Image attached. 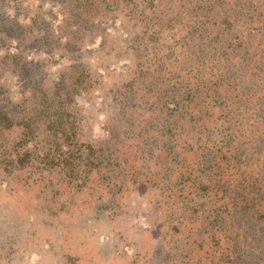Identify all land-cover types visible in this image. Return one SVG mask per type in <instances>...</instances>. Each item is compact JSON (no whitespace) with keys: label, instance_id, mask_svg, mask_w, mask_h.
Segmentation results:
<instances>
[{"label":"trees","instance_id":"1","mask_svg":"<svg viewBox=\"0 0 264 264\" xmlns=\"http://www.w3.org/2000/svg\"><path fill=\"white\" fill-rule=\"evenodd\" d=\"M40 1L55 6L56 25L36 16L22 26L0 12L3 39L17 49L0 58V73L25 78L20 105L0 83V152L14 132L8 151L22 167L59 165L79 185L93 173L117 200L145 193L135 203L159 210L180 236L170 264H264V0ZM133 18L158 55L130 60L121 76L98 73L89 59L107 30ZM24 52L68 61L52 75ZM81 95H108L102 119L73 107ZM39 135L40 153L26 147Z\"/></svg>","mask_w":264,"mask_h":264},{"label":"rangeland","instance_id":"2","mask_svg":"<svg viewBox=\"0 0 264 264\" xmlns=\"http://www.w3.org/2000/svg\"><path fill=\"white\" fill-rule=\"evenodd\" d=\"M54 11L55 6L40 0H0L2 17L22 26L30 19L37 23L36 16L41 23L56 25ZM124 24L116 22L115 28L107 30L102 47L96 48L100 43L98 38L84 46L97 49L89 63L98 73L121 76L126 74L131 61L150 57V49L153 55H158V46L149 42L147 35L142 37L143 25L139 20L133 18ZM37 30L28 32L33 34ZM2 33L0 58L17 53ZM174 39L169 38L168 43ZM132 42L136 43L133 48ZM66 58L55 52L41 55L28 52L25 57L33 60L36 68L42 67L52 75L67 64ZM28 70L29 76L35 73L31 71L35 70L33 65ZM24 80L22 74L0 73V83L8 87L5 95L14 104H22ZM107 98L108 95L88 100L81 95L73 107L90 110L94 117L102 119ZM30 105L31 102H24L25 112ZM13 134L7 137V148L0 152V264H170L177 252L174 242L180 236L171 235L168 221L159 210L149 204L135 203L139 198L146 201L145 193L130 191L128 187H132L127 184L128 192H122L123 197L117 200L115 195L102 194L104 190L101 183L92 179L93 173L79 185L68 179L59 165L54 164L50 171L41 163L39 168L22 167L26 166L24 160L17 161L16 154L8 151L16 143ZM88 134L92 139L99 138L101 129L92 124ZM42 137L28 139L25 146L33 145L40 153ZM103 174L114 178V173L107 170ZM146 207H149L147 212Z\"/></svg>","mask_w":264,"mask_h":264}]
</instances>
